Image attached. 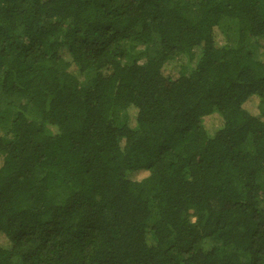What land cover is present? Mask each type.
<instances>
[{
  "label": "trees",
  "instance_id": "16d2710c",
  "mask_svg": "<svg viewBox=\"0 0 264 264\" xmlns=\"http://www.w3.org/2000/svg\"><path fill=\"white\" fill-rule=\"evenodd\" d=\"M254 45L264 0H0V264H264Z\"/></svg>",
  "mask_w": 264,
  "mask_h": 264
},
{
  "label": "rangeland",
  "instance_id": "374dc122",
  "mask_svg": "<svg viewBox=\"0 0 264 264\" xmlns=\"http://www.w3.org/2000/svg\"><path fill=\"white\" fill-rule=\"evenodd\" d=\"M125 47H127V49H129L130 53L132 55H130L129 57V61H132L134 59H136V55H138V52L141 51L143 49V47L141 45H137L135 43H131V42H126L125 43ZM251 50H252V53L254 55V57L257 59V60H260L262 62H264V46H259V45H254L251 47ZM181 64L183 65V72L185 73H188V69L186 67V60L185 58H182V59H179ZM82 80L85 79L84 75H82L80 77ZM256 103V104H255ZM255 103L251 102L250 103V107L252 105H254L256 107V105H258V101H256ZM9 110L6 109V107L3 105V104H0V116L3 117L4 119V122L7 124L10 120V113L8 112ZM124 121V113L123 111L118 113L117 115V120L119 121Z\"/></svg>",
  "mask_w": 264,
  "mask_h": 264
}]
</instances>
